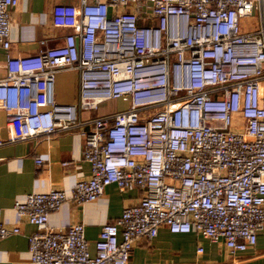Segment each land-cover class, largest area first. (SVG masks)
<instances>
[{"label": "built area", "instance_id": "built-area-1", "mask_svg": "<svg viewBox=\"0 0 264 264\" xmlns=\"http://www.w3.org/2000/svg\"><path fill=\"white\" fill-rule=\"evenodd\" d=\"M19 2L0 0V145L79 128L91 164L70 192L15 201L36 226L31 262L129 264L162 226L224 241L231 254L254 247L264 229V0L59 3L53 23L70 29L64 41L13 55ZM256 11L259 26L246 29ZM63 69L80 72L76 103L57 101ZM113 100L116 111L98 112ZM110 184L140 196L102 226L95 253L83 222L50 223L65 203L94 201ZM1 213L0 241L21 231Z\"/></svg>", "mask_w": 264, "mask_h": 264}, {"label": "crops", "instance_id": "crops-1", "mask_svg": "<svg viewBox=\"0 0 264 264\" xmlns=\"http://www.w3.org/2000/svg\"><path fill=\"white\" fill-rule=\"evenodd\" d=\"M80 0H20L12 9L11 52L13 55L34 54L43 46L64 41L70 32L67 27L53 23V8L59 3H79ZM258 11L244 20L246 29L259 26ZM6 50L0 44V78L6 74ZM80 96V72L77 69L59 71L56 98L60 103H76ZM99 113H104L99 109ZM2 120H5L3 114ZM89 127V125H86ZM4 134V132H3ZM84 137L80 129L57 131L46 136L17 140L0 145V206L1 219L21 231L0 241V264H33L28 235L36 226L18 214L15 201L25 200L32 192H45L51 187L70 192L75 183L91 175V164L84 158ZM43 159L38 163L37 159ZM69 161L64 165L63 161ZM140 191L121 190L110 184L96 200L83 204L65 203L50 215L54 226H69L83 222L91 251L102 226L122 214L124 207L139 200ZM200 247L203 251H200ZM129 264H264V229L258 242L245 251L231 254L224 241H212L201 233L172 232L162 226L152 239H141L134 247Z\"/></svg>", "mask_w": 264, "mask_h": 264}, {"label": "rangeland", "instance_id": "rangeland-1", "mask_svg": "<svg viewBox=\"0 0 264 264\" xmlns=\"http://www.w3.org/2000/svg\"><path fill=\"white\" fill-rule=\"evenodd\" d=\"M119 106H121V104L118 105L117 102L113 100L102 104L100 109L103 112H114L118 109Z\"/></svg>", "mask_w": 264, "mask_h": 264}]
</instances>
